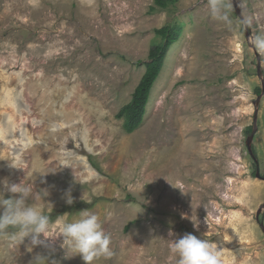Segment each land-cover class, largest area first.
Listing matches in <instances>:
<instances>
[{
	"label": "rangeland",
	"instance_id": "374dc122",
	"mask_svg": "<svg viewBox=\"0 0 264 264\" xmlns=\"http://www.w3.org/2000/svg\"><path fill=\"white\" fill-rule=\"evenodd\" d=\"M236 2L264 79L256 44L264 0ZM153 4L0 0V179L34 195L49 191L52 206H42L57 215L53 237L78 214L69 206L99 215L112 255L94 264H178L171 240L186 233L218 245L221 264H264L255 220L264 204V95L251 143L257 178L246 139L261 81L243 25L231 0H178L171 11L151 12ZM178 23L143 123L127 134L116 115L159 40L154 30ZM60 242L50 261L84 264ZM29 246L30 237L18 246L0 237V264H29Z\"/></svg>",
	"mask_w": 264,
	"mask_h": 264
},
{
	"label": "clouds",
	"instance_id": "9594fccd",
	"mask_svg": "<svg viewBox=\"0 0 264 264\" xmlns=\"http://www.w3.org/2000/svg\"><path fill=\"white\" fill-rule=\"evenodd\" d=\"M212 9L215 11V5ZM256 44L264 50V37H257ZM9 167L17 168L11 164ZM70 191L64 193L68 205L73 203ZM5 193L14 195L5 198ZM48 196L47 189L36 191L34 195L33 188L28 185L0 179V237H6L17 246L30 237L29 249L34 254L29 264H56V261H50V256L56 252L57 238H60L59 248L66 256L79 255L84 264H94L99 258L112 255L110 234L106 232L101 217L88 209L78 212L71 220L61 221L58 234L55 237L50 235L53 220L42 206L45 203L51 205L45 200ZM37 199L40 204L35 202ZM141 211L140 207L138 212ZM171 244L178 264H221L219 246H214L213 241L186 233L171 240ZM38 248L44 251H34ZM69 252L72 255H68Z\"/></svg>",
	"mask_w": 264,
	"mask_h": 264
},
{
	"label": "trees",
	"instance_id": "16d2710c",
	"mask_svg": "<svg viewBox=\"0 0 264 264\" xmlns=\"http://www.w3.org/2000/svg\"><path fill=\"white\" fill-rule=\"evenodd\" d=\"M178 0H154L153 6L150 7L151 12L155 11H171L177 4ZM179 23L176 25H167L160 29L154 30L156 38L159 40L155 42L149 49L147 61L144 65V73L141 80L136 86L130 101L125 104L117 113L116 119L123 121V130L127 134H131L138 129L143 123L144 115L146 113V105L149 101L152 87L157 81L167 57V53L171 46L178 41L181 31ZM257 95L260 94V89H255ZM252 127H248V133L251 132ZM254 157L255 153L253 151ZM255 164H253L254 166ZM255 167V166H254ZM256 168V167H255ZM83 204H77L67 207L71 213H78L83 210ZM54 220L57 215H50ZM134 224L130 222L124 228L127 232Z\"/></svg>",
	"mask_w": 264,
	"mask_h": 264
},
{
	"label": "water",
	"instance_id": "95a60500",
	"mask_svg": "<svg viewBox=\"0 0 264 264\" xmlns=\"http://www.w3.org/2000/svg\"><path fill=\"white\" fill-rule=\"evenodd\" d=\"M231 4H232V8H233L234 14L239 18L241 24L243 25L244 35H245L246 42H248L250 48L253 50L254 56H255L256 61H257L256 62V73H257V77L261 81L260 94L257 96L256 100L253 103V105H254V115H253V124L251 125L252 129H251V132H250L249 137L246 139V147H247L248 153L251 156V158L253 159L254 164H256L255 176L257 178H259L261 175H260V172L258 170L257 160H256V158L254 157V154H253V149H252L251 143H252V140L254 138V135H255V133L257 131L258 106H259L260 99L264 95V79H263V75H262V72H261L259 55H258V53H257L254 45L251 43L252 36H251V33H250L249 28L247 26L246 19L244 18L241 10L239 9V6H238L236 0H231ZM261 178L264 180V176H261ZM262 210H264V204L261 205L259 207V209L257 210L256 216H255V220L258 223L261 231L264 233V224L259 220V215H260V213H261Z\"/></svg>",
	"mask_w": 264,
	"mask_h": 264
}]
</instances>
